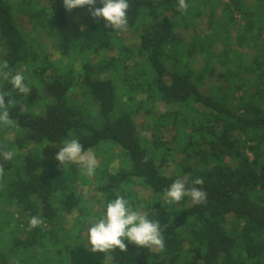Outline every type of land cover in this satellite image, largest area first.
Wrapping results in <instances>:
<instances>
[{
    "label": "trees",
    "instance_id": "trees-1",
    "mask_svg": "<svg viewBox=\"0 0 264 264\" xmlns=\"http://www.w3.org/2000/svg\"><path fill=\"white\" fill-rule=\"evenodd\" d=\"M185 2L186 11L179 0H129L121 31L87 6L20 0L31 33L55 34L60 57L50 60L16 25L12 0H0V64L31 89L0 79L14 122L0 128V151L14 153L0 160V264H264V0ZM125 34L138 46H126ZM109 48L116 56L92 60ZM63 57L81 61L83 74ZM120 79L127 99H118ZM72 138L101 149L93 175L55 159ZM185 176L204 181L205 203H165L164 191ZM117 196L160 223L162 250L125 241L128 258L117 248L107 260L85 247L81 226L66 228V216L87 222L98 206L100 218ZM31 216L43 223L29 229Z\"/></svg>",
    "mask_w": 264,
    "mask_h": 264
},
{
    "label": "clouds",
    "instance_id": "clouds-1",
    "mask_svg": "<svg viewBox=\"0 0 264 264\" xmlns=\"http://www.w3.org/2000/svg\"><path fill=\"white\" fill-rule=\"evenodd\" d=\"M102 7H95L97 0H63L67 11L75 8L88 7L89 14L94 18H103L106 27L115 30H127L130 7L129 0H99ZM181 10H187L185 0H179ZM0 79L10 83L21 94L30 93L31 89L25 82L22 72L13 73L7 61L0 64ZM11 101H6L5 94L0 92V128L7 129L13 125L10 115ZM14 153L0 151V160L11 161ZM55 159L60 165L76 164L86 175H93L98 167V160L91 149L85 150L78 138L66 139L63 146L56 153ZM5 167L0 163V181L4 179ZM204 181L200 178L189 180L187 176L177 178L164 191V201L167 204L178 205L185 197H190L193 204H203L207 200V192L202 187ZM43 221L39 216H31L28 221L29 229L39 227ZM128 241L140 247L162 250L165 246L160 223L150 219L148 212L133 210L129 201L123 196H117L106 205V211L99 218L90 222L87 230V244L90 251L105 253L107 260H111L109 253L114 249L126 251Z\"/></svg>",
    "mask_w": 264,
    "mask_h": 264
},
{
    "label": "rangeland",
    "instance_id": "rangeland-1",
    "mask_svg": "<svg viewBox=\"0 0 264 264\" xmlns=\"http://www.w3.org/2000/svg\"><path fill=\"white\" fill-rule=\"evenodd\" d=\"M31 0H21V3H24L25 5L28 4V2H30ZM37 1V0H35ZM42 3V6H45V0H39ZM255 1V0H254ZM13 6L15 7V21H16V25L19 27L20 31L23 33L24 36H26L25 33H27L28 36V40L32 41V45L34 46H38V49L40 50L41 54L43 55H47L49 58H51L50 60H55L58 59L60 57V55L58 54L57 50L55 49V43H57V38L55 36V34L53 36L50 35V33L48 32V28H41V29H37L35 33H31L32 30V22L30 20H28L27 18H25L23 16V14L21 12H19L18 10H16V8H18V6L20 5V0H12ZM36 3V2H35ZM70 14V12H68V15ZM219 15V13H218ZM217 15V16H218ZM68 18L70 19L71 22H75V17H73V15H69ZM199 20V19H198ZM199 26L202 29H206V33L209 32L207 30V26H208V18L207 17H202L199 21ZM25 31V32H24ZM190 36V35H189ZM188 36V37H189ZM186 34H184V38L187 39L188 38ZM125 45L126 46H134L136 45V47L138 46L137 43H134L137 41V39H133L131 38L130 34H125ZM117 51H115L112 48H109L108 51H102V53L100 55H93L91 56L92 60L94 62H97L98 60H104V59H110L111 57L113 58L114 56H116ZM60 62L63 64H70V65H74V69L77 71V73L83 74V69H82V65H81V61H75L73 59L70 58H61ZM139 62H141V64L144 66L145 62L143 61V59L140 58ZM53 63V62H52ZM82 70V71H81ZM79 71V72H78ZM117 84V90H118V99H121L122 97L126 96L130 97V91L127 89V85H125V82L122 81L121 79L118 82H115ZM79 87H77L78 90ZM143 116H140L139 119V124L142 125L143 122H145V119H141ZM146 123V122H145ZM142 131L145 132V129L142 127ZM167 133V132H166ZM173 130L171 134H163L162 137L165 140H169L172 135H173ZM101 150V149H100ZM97 150L95 153V156L98 160V167L100 165L101 159L103 158L101 156V151ZM127 157V156H126ZM105 160V159H104ZM90 179L93 180V177H90ZM71 186H74L71 184ZM74 188H78L79 192H82L81 194L86 197L89 198L91 197V195H95V191L92 187H90L89 185H84V184H79V186H74ZM96 199V198H95ZM98 210V214H96L97 216H92V218L87 222H79L78 219L76 218V214L72 215V216H66V228L67 229H71L72 227L77 226H81L80 231L84 234V236H86L85 238L87 239V230L88 227L90 225V222L95 220V219H99V211L101 210V208H99L97 206L96 208ZM124 253H126L124 255V258H128V252L127 249L126 251H123ZM111 261H108V264H113L110 263ZM115 262V261H114Z\"/></svg>",
    "mask_w": 264,
    "mask_h": 264
}]
</instances>
